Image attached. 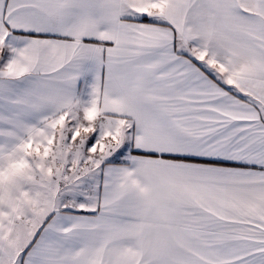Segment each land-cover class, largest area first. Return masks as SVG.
<instances>
[{"label":"snow or ice","instance_id":"1","mask_svg":"<svg viewBox=\"0 0 264 264\" xmlns=\"http://www.w3.org/2000/svg\"><path fill=\"white\" fill-rule=\"evenodd\" d=\"M0 264H264V0H0Z\"/></svg>","mask_w":264,"mask_h":264}]
</instances>
